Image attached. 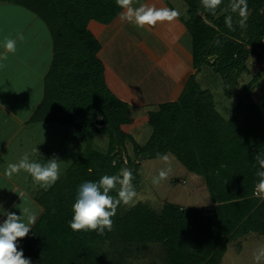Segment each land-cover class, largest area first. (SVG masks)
<instances>
[{"label":"trees","instance_id":"obj_1","mask_svg":"<svg viewBox=\"0 0 264 264\" xmlns=\"http://www.w3.org/2000/svg\"><path fill=\"white\" fill-rule=\"evenodd\" d=\"M12 1L38 13L54 36V58L45 78V96L32 120L70 124L90 142L96 134L107 135L109 139L106 152L92 147L84 149L44 193L43 199L51 195L43 202L44 215L18 243L31 261L108 264L100 250L106 242L119 251L133 243L148 246L156 243L165 250L168 264H221L232 238L250 230L264 232V200L254 196L259 166L253 157L259 152V144L252 140L264 128V106L250 96L247 100L240 97L237 117L225 121L215 109L212 94L201 89L196 78L207 63L222 73L233 70L241 73L246 69L248 46L264 39V0H247L252 12L245 27L240 26L238 13L228 7L230 0H222L215 14L205 10L201 0H184L190 17H179L191 35L189 59L194 71L178 99L165 101L158 110L139 117L128 114L132 106L138 105L136 93L102 54L101 34L123 11L115 0ZM229 17L233 19L232 28L226 24ZM118 21L120 27L123 22L120 18ZM211 55H216V64L209 61ZM100 116L104 124L98 126L96 119ZM144 122L152 126L153 133L146 144L135 145L138 155L155 158L158 153L175 154L190 171L209 180L216 207L208 215H202L198 210L168 203L157 213L139 202L125 214L118 207L114 227L104 235L73 231L66 221L72 219L79 185L125 168L118 148L133 138L131 129ZM245 150L247 153L242 155ZM111 194L116 195L115 191ZM55 218L61 219L60 226L52 221ZM51 227H56V231L48 232ZM35 235L32 241L45 242L53 237L55 243L45 242L43 251L31 248L33 244L26 241L30 242Z\"/></svg>","mask_w":264,"mask_h":264},{"label":"crops","instance_id":"obj_2","mask_svg":"<svg viewBox=\"0 0 264 264\" xmlns=\"http://www.w3.org/2000/svg\"><path fill=\"white\" fill-rule=\"evenodd\" d=\"M134 1L136 7L141 4L154 5L158 8L164 7V0ZM166 8H169V6ZM119 24L118 19H115L111 24L113 28H108L112 33L111 36H116L112 37L111 42L112 45L114 43V48L119 52V54H116L119 57L117 61L126 59L125 64L133 63L134 66L119 71L109 60V55L106 54L109 46L106 42L104 45L103 38L105 30L101 34L102 54L105 60L111 63L112 69L124 81L134 90H138L141 95L144 93L143 97H146L144 101L139 96L138 105L132 106L130 109L139 108L140 106H152L156 101L163 103L175 99L184 86L181 85V82L186 78L190 65V57L188 58L190 49L186 40L184 41L187 35L185 24L181 19L176 18L172 22L158 23L155 27L145 26L140 28L134 23L126 21L120 26L125 29L130 24L132 25L130 28L132 31H129L128 28L121 30ZM134 32L139 33L142 39H135L133 37ZM5 36L17 39V51L15 54L8 53L6 61H0V64L4 65L0 67V206L7 212L20 215L19 208L24 207L25 202H27V206L37 214L33 227L45 213L44 204L41 202L45 190L34 183L32 177L26 172L21 171L9 178L5 175V169L9 163L18 162L25 153H28L31 159L41 163H45L47 159L53 156L59 158L62 160V175L80 154V151L78 152V149H75L78 142L77 133L75 132L77 130L67 123L32 120V116L44 99L46 92L45 78L50 71L54 58L53 34L46 21L25 5L12 0H0V45H2ZM18 36H22L23 39H18ZM121 38L136 43V45L131 43V48L138 51L141 57L144 55L150 62H153L150 68H147L148 72L151 71L149 79L158 82L152 88L153 97H149V93L140 91L136 87L138 79L135 75L138 74L139 68L135 69L137 64L133 59L136 55L124 54L125 58L122 57L123 54L120 52L118 42L121 41ZM152 39H154V42H152ZM3 52L4 49L0 46V53ZM126 55L131 56L130 60L127 61L129 57L126 58ZM111 56L114 55L111 54ZM175 68L179 69L175 70ZM164 90H166L167 97L163 93ZM163 98L165 99L162 100ZM51 125H65L68 127L69 133L71 129L74 131L73 133H76L73 139L68 138L65 142V144L72 145V148H74L68 161H65L66 154L64 155V152L67 151L68 147H63L64 141H57L55 146L50 138L51 132L47 130V127ZM36 148L39 152L32 154L33 149ZM41 192H43L42 196ZM5 219L6 216L0 214V223ZM261 236H264V233H261ZM34 238H36V235L31 240ZM22 240L24 238H18L17 245ZM24 257L27 258V256ZM32 264L35 263L32 262Z\"/></svg>","mask_w":264,"mask_h":264},{"label":"rangeland","instance_id":"obj_3","mask_svg":"<svg viewBox=\"0 0 264 264\" xmlns=\"http://www.w3.org/2000/svg\"><path fill=\"white\" fill-rule=\"evenodd\" d=\"M164 2L168 5H166ZM164 2H163L164 7L169 6V8L177 10L180 13V15L185 19H189L190 17L189 7L184 0H169L168 2L164 0ZM135 3H134V7L137 6V5L135 6ZM248 12L250 15L252 9L248 10ZM200 14L204 16V12H200ZM178 18L180 19V17ZM231 21L233 22L232 18ZM111 26L112 25H109L110 28H113ZM131 27L132 25L128 24L125 29L123 26L120 28L121 30H126L128 28L129 31H132L130 30ZM105 31L106 32L104 33L103 38H104V45L106 42L109 46L106 50V54L109 55V60L112 61L114 66L117 67L119 71L120 69L132 68L134 64L133 63L125 64L124 62L126 59H123V61H119V62L117 61V58L119 57L116 54H119V52L116 48H114L113 46L114 43L112 45L111 42L113 40L112 37H116V36L115 35L111 36L112 33L110 32V29ZM186 32L187 35L186 38H184V41L186 40V42L189 45L188 47L190 49L191 35L188 32V30ZM134 33L135 35L133 37L135 39H142L139 36V33L137 32ZM122 39L123 38H121V41H118L120 44V52L123 54L122 57L125 58L124 54L136 55L133 59L134 62L137 64L135 69L139 67L138 74L136 73L135 75L137 76L138 79L137 80L138 85L136 87L139 88L140 91L143 92L145 91L146 93H149L148 95L149 97H153L152 88L158 82H156L154 79H149L151 75L150 74L151 71L148 72L147 69L150 68V65H152L153 62L152 61L150 62V60L148 58H145L144 55L141 57L138 51L131 48L130 45L132 44L136 45V43L134 42L132 43L131 41L126 39L123 40ZM152 42H154V39H152ZM53 43H54V36H53ZM248 48H249V54L247 55L244 62L246 69L243 70L241 73H238V71L236 70H233L232 72L229 73H222L216 71L215 66L208 63L204 64L200 68V71L197 73L196 78L199 83V86L201 87V89L207 90L212 94L215 109L217 113L225 121H229L237 117L238 110L236 105L240 97H243L247 100L248 96H250L259 106H264V39L255 46L249 45ZM111 54L114 56H111ZM188 54H189L188 56L189 58L191 56V49H190V53ZM126 58H128L127 59L128 61L130 60L131 56L126 55ZM208 59L211 63L215 62L216 64L217 62L216 55H211L209 56ZM177 69L179 68H175V70ZM193 71L194 68L190 63L189 72L186 78H184V80H182L181 82V85L182 86L184 85L183 88L185 87ZM163 87L165 88L164 85ZM182 89L180 92H178L175 99H178V97L182 92ZM134 92L136 93L138 100L140 99L139 96H141V99L143 98L142 100L144 101V98L146 97L145 96L143 97L144 95L143 92L142 95L138 90L137 91L134 90ZM163 93L165 94V97H167L166 90H164ZM164 99L165 98H163L162 100ZM138 100L137 103H139ZM160 104L161 103L159 101H156V103L152 106H140L139 108L138 107L132 108L128 110V114L133 117L144 116L149 111L158 110ZM238 119L241 120L240 118ZM53 124H59V123H53ZM96 124L98 126L104 124L103 118H97ZM47 130L51 132L50 138L53 140L52 142L54 143L55 146L57 141L63 140L64 141V143L62 144L63 147L66 148L68 147L67 151L64 152V155L66 154L65 161L69 160V157H71V154L74 151L72 145L65 144V142L68 138L73 139V136H75L76 133H77L78 142L77 145L75 146V149L76 150L78 149V152L80 151L79 153H81L87 147H92L94 149L101 150L102 152H106L108 150L109 139L108 136L104 134H99V135L96 134L92 142H90L89 140H87L86 136L78 130L75 131L76 133H73L74 131L71 129L70 131L71 134H70L68 131V127L65 125H60V126L51 125L50 127H47ZM152 133H153V128L150 124L146 122L139 124L138 126L131 129V134L133 138L127 139L126 142L122 145L123 147L118 148V151L120 152L119 156L124 158L126 162L125 163L126 168L130 169L133 173V176L135 177L132 182L137 192V197L135 199L134 206L139 202H142L148 205L152 210L156 211L157 213H161L164 207H166L168 203H173L179 205L181 208L194 209L196 211L198 210V212L201 213L202 215H208L211 212V210H213L217 205V202L212 197V191L209 188V180L204 175L190 171L186 166H184L178 160L175 154L171 152L166 153L169 154L171 157V172L169 174L168 179L162 181L159 185H154L152 183L153 177L157 176L159 170L161 168L166 167V165L162 161H160L158 157L150 158L143 154L138 155L135 148V145L137 144L139 145L146 144V142L151 137ZM252 140L254 143L258 142L259 144V152L257 153V155L264 156V128L262 132L259 133V135H257V137L253 138ZM244 153H247V150H245V152H243L242 155ZM55 155H56V151H55ZM255 157H253L255 160V165L259 166ZM240 159H242V157H240ZM129 160H131V162H129ZM246 160H248V157L246 158ZM238 167L242 168L241 166ZM244 167H246V165ZM258 170L260 169L256 168V171ZM213 178L215 181H217V177L215 175H213ZM255 191H256V187L254 193ZM42 194L43 192H41V196ZM50 196L51 195L45 196V199H43L42 196L41 202L42 203L46 202L47 200L50 199L49 198ZM254 196L260 198L255 194ZM260 200L262 199L260 198ZM132 207L133 206H125L123 204L119 206L120 211L123 214L129 211ZM239 210L240 209L236 211L239 212ZM52 221L54 223H57L56 224L57 226L61 225L59 224L61 223L60 218L52 219ZM255 221L263 222L262 219H256ZM68 222L69 221H66V223ZM56 227H51L48 230V232L56 231L55 230ZM85 232L86 231H79L80 234H84ZM248 233L250 234L248 235ZM261 233L264 232L259 233L258 231L254 232L250 230L245 234L239 236L237 235L234 238H232L227 244V251L224 253L221 264H257V262L254 259L253 253L261 246H264V236H261ZM51 234H55V233H51ZM44 241L46 243H51V244L55 243L53 241V237H50V239L48 238V240L45 239ZM45 242L43 241L36 242L31 240L30 242L26 241V244L31 243L33 244L31 248L33 247L36 249L39 248L40 251H43L44 246L46 245ZM26 247L27 246H25V248ZM100 250L101 253L104 254L103 257L108 264H168L165 250L161 249L159 245H157L156 243H152L149 246L146 244L133 243L131 247H128L124 250L120 249L122 251H119V249L113 248L112 246H110L108 243L105 242L100 247ZM34 251L35 249L33 250V252ZM24 256L26 255L24 254ZM260 264H264V261L260 262Z\"/></svg>","mask_w":264,"mask_h":264},{"label":"clouds","instance_id":"obj_4","mask_svg":"<svg viewBox=\"0 0 264 264\" xmlns=\"http://www.w3.org/2000/svg\"><path fill=\"white\" fill-rule=\"evenodd\" d=\"M116 5L123 11L120 13L121 22L134 23L140 28L155 27L158 23L172 22L179 17L180 13L171 8H158L154 5L141 4L134 7V0H115ZM202 7L208 12L215 14L216 9L222 4V0H201ZM228 7L232 12L238 13L240 26H246L249 15L247 0H230ZM229 28L233 27L231 18L226 19ZM18 39H23L18 36ZM219 43V41H217ZM17 39L10 36L3 38V53H0V61L8 59V53L15 54L17 51ZM0 64V67H3ZM39 152L33 149V153ZM157 157L166 167L161 168L158 175L153 177L152 183L159 185L168 179L171 172V157L169 154H157ZM259 164L256 173L259 178L256 184L255 195L264 200V156L255 157ZM62 160L53 156L45 163L38 162L30 158V154L25 153L18 162L9 163L5 169V175L11 178L21 171L32 177L34 183L47 191L51 188L62 173ZM66 167V165H65ZM89 172L92 169H88ZM133 173L128 168H121L117 174L102 175L97 181H84L78 187L75 202L72 205V219L69 227L73 231H96L99 235H104L105 231H112L114 227L113 217L117 213L118 207L134 206L137 192L133 185ZM115 191L116 195L111 193ZM20 215L14 212H7L0 206V214L6 219L0 223V264H32L30 258H25L22 250H18V238H25L35 224L37 214L27 206L19 208ZM257 264L264 261V246L258 248L254 253Z\"/></svg>","mask_w":264,"mask_h":264}]
</instances>
